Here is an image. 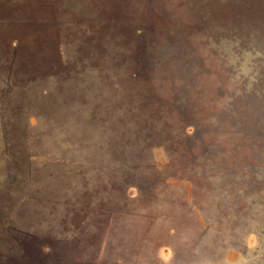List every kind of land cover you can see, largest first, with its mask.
<instances>
[{
	"label": "rangeland",
	"instance_id": "obj_1",
	"mask_svg": "<svg viewBox=\"0 0 264 264\" xmlns=\"http://www.w3.org/2000/svg\"><path fill=\"white\" fill-rule=\"evenodd\" d=\"M0 264H264V0H0Z\"/></svg>",
	"mask_w": 264,
	"mask_h": 264
}]
</instances>
